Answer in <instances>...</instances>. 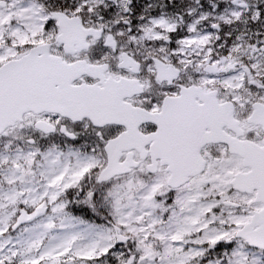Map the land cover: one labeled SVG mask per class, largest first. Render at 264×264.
Returning <instances> with one entry per match:
<instances>
[{"label": "snow or ice", "instance_id": "obj_1", "mask_svg": "<svg viewBox=\"0 0 264 264\" xmlns=\"http://www.w3.org/2000/svg\"><path fill=\"white\" fill-rule=\"evenodd\" d=\"M0 264H264V0H0Z\"/></svg>", "mask_w": 264, "mask_h": 264}]
</instances>
